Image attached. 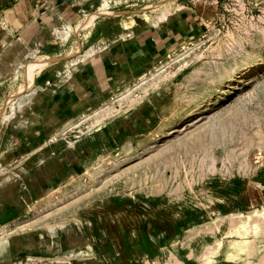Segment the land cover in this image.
<instances>
[{
	"label": "rangeland",
	"instance_id": "374dc122",
	"mask_svg": "<svg viewBox=\"0 0 264 264\" xmlns=\"http://www.w3.org/2000/svg\"><path fill=\"white\" fill-rule=\"evenodd\" d=\"M114 31L112 45L135 42L131 67L92 82L82 116L48 127L56 90L121 56L96 48ZM43 60L30 87L27 66ZM40 127L47 164H66L51 189L27 180L46 163L18 155ZM3 204L20 216L0 233V264L29 255L15 233L39 238L41 256L22 264H264V0H0Z\"/></svg>",
	"mask_w": 264,
	"mask_h": 264
},
{
	"label": "crops",
	"instance_id": "0c3cea01",
	"mask_svg": "<svg viewBox=\"0 0 264 264\" xmlns=\"http://www.w3.org/2000/svg\"><path fill=\"white\" fill-rule=\"evenodd\" d=\"M170 21L174 22V21H177V19L175 18V16H172V19ZM177 26H178V23L176 24V26L172 27V30H173L172 35L173 36L179 33ZM124 29L130 30V29H126V28H124ZM181 31L183 33L186 31V29L183 28V29H181ZM131 35H132V32L127 33V36H131ZM179 36H181V34H179ZM113 37L118 38V32L114 31L111 33L110 36H107V38L104 41L105 43L100 44V45H102V48H100L99 45H97L98 47H96V48H98L99 50H106L107 51V49L110 47L108 51L111 52V51L116 50L121 56H119L116 59V62H112V65H110V62L104 63V61L101 62L99 60L92 62L93 64L88 66L89 70H85V68H84L83 70L78 72V74H76V76H77L76 78L75 77L73 78V80H74L73 81V83H74L73 89L66 90L65 87H61L58 90H56V92L52 96H50L51 98H48V100L46 101L47 112L45 113V122L51 123V124L47 125L48 127L54 126V127L58 128L64 124L63 121L65 122L67 119H71V118L73 119L75 117L82 116L84 114V110L86 108L91 109L92 106H94L96 104V103H94L93 99H91L88 96V92H87L88 89L92 85L91 83L94 82L95 80H97L98 83L100 84L102 79L105 80L106 77L109 74L114 73L116 68H118V67L119 68L121 66L131 67V64H133L131 61L132 55H130V53H129V55L127 56V55H124L123 52H126V48L128 50L129 44H131V43L133 44L135 42L134 41L128 42V44H126L122 41H118L117 42L118 44H113L114 45L113 46L112 45L113 39H111ZM146 39L147 38H144L142 40L139 39L138 42L140 44L138 46H143V47L145 46V49L147 47L150 48L151 46L156 48V45L154 43L148 44ZM166 43H168V42H166ZM107 45H108V47H107ZM103 46L105 48H103ZM120 46L123 47L124 51L120 50V48H119ZM96 48L95 47L91 48L92 57H93L92 59H94V57L97 55L96 54V51H97ZM156 50L158 51L157 48H156ZM129 51H127V52H129ZM140 51L143 52L144 49L139 50L138 52H140ZM146 51L150 52L149 50H146ZM44 61L45 60L37 62V63H30L27 66L26 75H27L28 80L30 81L29 82L31 84V85H29L30 87L32 86V82H33V80H31L30 77L33 76V78H34L35 70L38 68L45 67L52 60L47 61V62H44ZM78 64H79V60L76 63L71 64L70 66L66 65L65 70H66V68H68V71L60 72L61 77L64 78V77H66V74L68 72L76 71ZM116 64H117V67H114V65H116ZM29 67H31V70H29ZM110 71L112 73H110ZM36 90L37 89H34L33 92L26 94L25 95L26 99L30 100V98L36 94ZM83 92H85V93H83ZM26 99H24V101H21V102L20 101L15 102L13 104V111L15 112L16 106H18V108L22 107L24 102L27 101ZM38 129H40L39 131L41 132L39 135L40 139L32 137L30 141L28 140L27 142H21L20 151H19L18 155L19 156H27L25 163L26 164L28 163L27 165H30V166L36 164V167H37V165H39V164L43 165L46 163L44 166H42V168L41 167L35 168L34 173H32V176H31V174H28L27 180L29 182H32L33 180H37V181L39 180L38 183L41 184V186H44L45 188L51 189V187H50L51 181L48 182L47 180L48 179L52 180V178H48V175L53 176L56 172H60L62 174H65L66 172L64 170L65 169L64 166L66 164H64L62 162L64 164V165H62L61 161H59V162L58 161H49L47 164L46 160H47V154L48 153L46 150L50 151L51 147L49 148V146L48 147L44 146V144L47 143V141H48L47 133L49 131L46 133L47 130L44 129V127H40ZM66 129H69V127L67 126ZM77 148L80 150V152H82V149L80 148L79 145H77ZM70 156H71V158H74L73 154H70ZM75 166L76 165L72 164L71 168L75 169ZM71 168H69V170H71ZM27 169H28L27 172H29V170L32 168H30V169L27 168ZM34 195H35V192H34ZM19 216H20V209L18 208V206H16V205L13 206V204L12 205L11 204H6V205L3 204V206L0 207V233L2 232L3 229L7 228L9 225H11L15 221H17L19 219ZM2 233H4V232H2ZM8 236L9 235L7 234L5 236V238L4 237L0 238V250L4 251V253H6L8 251V246H9V242L7 240ZM11 239L12 240L14 239L16 244L23 242V243H27V245H28L27 248L29 251L27 252V255L28 254L29 255L25 258L23 257L24 258L23 261H20L19 259L16 258V261H17L16 263H20V262H21V264H22V262L24 263V261H26V258L27 259L30 258L29 256H32V257H34L33 255H36L37 257L41 256V254H39L37 251L38 249L37 250L31 249V246H32L31 243L35 242V240L38 241L39 240L38 237L35 238L33 235H30V234L27 237H25L23 234L20 235L19 233L18 234L15 233L13 236H11ZM19 240H20V242H19ZM37 260L39 261L41 259H37ZM9 263L15 264V261L13 259H8L7 262H4V264H9ZM25 264H31V263L26 262ZM41 264H43V263H41ZM70 264H71V262H70Z\"/></svg>",
	"mask_w": 264,
	"mask_h": 264
},
{
	"label": "bare ground",
	"instance_id": "6f19581e",
	"mask_svg": "<svg viewBox=\"0 0 264 264\" xmlns=\"http://www.w3.org/2000/svg\"><path fill=\"white\" fill-rule=\"evenodd\" d=\"M147 19H149V17L147 16L146 17ZM146 19V20H147ZM134 23V22H133ZM96 115V118H98L99 116H101L100 114H95ZM91 118V117H90ZM93 118H95V117H93ZM92 119V118H91ZM89 120V119H88ZM92 120H95V119H92ZM98 120V119H97ZM95 122V121H94ZM263 211H264V208H263ZM263 213V212H262ZM93 264H97L96 262H94Z\"/></svg>",
	"mask_w": 264,
	"mask_h": 264
}]
</instances>
